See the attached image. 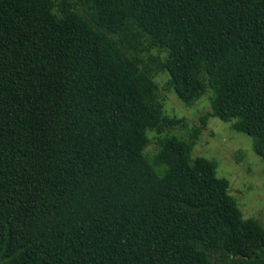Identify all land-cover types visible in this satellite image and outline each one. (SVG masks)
Here are the masks:
<instances>
[{"label": "trees", "instance_id": "1", "mask_svg": "<svg viewBox=\"0 0 264 264\" xmlns=\"http://www.w3.org/2000/svg\"><path fill=\"white\" fill-rule=\"evenodd\" d=\"M158 72L186 105L209 91L186 137L161 133L185 123ZM209 117L264 165V0H0V264H264L191 157Z\"/></svg>", "mask_w": 264, "mask_h": 264}, {"label": "rangeland", "instance_id": "2", "mask_svg": "<svg viewBox=\"0 0 264 264\" xmlns=\"http://www.w3.org/2000/svg\"><path fill=\"white\" fill-rule=\"evenodd\" d=\"M57 0H54L56 2ZM151 53L156 54L157 48ZM163 55V53H160ZM158 99L162 103L163 114L183 118L185 126H175L170 131L180 137H186L192 126L199 124V116L209 110V91L205 90L198 98L186 105L181 102L167 85L166 72L154 74ZM161 133L146 130L149 139L144 151L154 152V138ZM203 156L216 165V175L228 180V192L243 217L256 219L264 228V165L251 149L250 138L232 130L228 122L209 117L197 135L191 157Z\"/></svg>", "mask_w": 264, "mask_h": 264}]
</instances>
